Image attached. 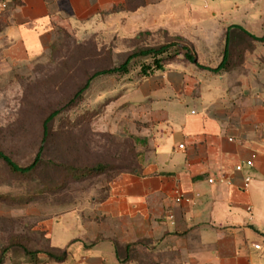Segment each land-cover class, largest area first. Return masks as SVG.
Returning <instances> with one entry per match:
<instances>
[{
    "label": "crops",
    "instance_id": "1",
    "mask_svg": "<svg viewBox=\"0 0 264 264\" xmlns=\"http://www.w3.org/2000/svg\"><path fill=\"white\" fill-rule=\"evenodd\" d=\"M122 11L142 26L197 29L220 61L180 55L132 77L116 104L139 143L138 168L118 174L99 202L27 222L19 235L32 250H68L64 263L45 264H264V44L243 47L232 71L209 70L231 27L264 36V0H0V68L42 57L59 29ZM8 242L0 238V253ZM5 264L33 263L16 250Z\"/></svg>",
    "mask_w": 264,
    "mask_h": 264
},
{
    "label": "rangeland",
    "instance_id": "2",
    "mask_svg": "<svg viewBox=\"0 0 264 264\" xmlns=\"http://www.w3.org/2000/svg\"><path fill=\"white\" fill-rule=\"evenodd\" d=\"M141 23L133 13L122 11L72 31L59 29L56 43L42 57L16 68H0V150L26 167L43 149L41 163L30 175L13 173L0 161V196L6 198L0 201V238L19 235L27 222L32 225L99 202L118 174L138 168L139 143L118 114L116 101L148 58L132 62V76L95 80L76 108H65L96 69L117 68L138 51L170 43L187 45L196 57L214 65L220 61L221 50L212 51L211 39L198 35L197 29L165 28L153 20ZM145 33L144 39L139 37ZM223 43L220 39L218 46ZM55 110L63 111L43 141L44 120ZM96 163L110 168L101 175L80 174ZM24 215L29 217L21 218Z\"/></svg>",
    "mask_w": 264,
    "mask_h": 264
},
{
    "label": "trees",
    "instance_id": "3",
    "mask_svg": "<svg viewBox=\"0 0 264 264\" xmlns=\"http://www.w3.org/2000/svg\"><path fill=\"white\" fill-rule=\"evenodd\" d=\"M7 18L8 16L6 13L0 14V33L7 25ZM147 35H148L147 33L139 34V37L144 39ZM177 40L178 42H182V38L180 37ZM249 41L252 43L251 46H249ZM225 43L226 46L223 52L222 63L217 69H209L214 73L229 72L232 71L237 66H239V64L243 62V58H244L243 56L245 53L244 51L245 48L243 47H247L249 50H253L255 43L264 44V36L262 38H257L249 34L242 27L236 26V27H231L225 33ZM186 46L184 45L182 47V45L178 43H170L159 49L141 50L130 55L125 61V63H123L121 66L117 68L96 69L93 74L89 75L86 78L85 83L79 86L74 97L69 101V103L66 105L65 108H69V109L76 108L83 101V95L91 88V85L95 80L106 76L130 75L132 73L130 65L136 59L142 57L148 58L146 61H144L139 65V68H136L138 69V72L135 75L137 77H144L149 75L154 70L160 69L166 62L180 55H184L185 59L195 62L196 56L192 54V52H190V50H188ZM131 80L132 78L130 79V81ZM62 111L63 110H55L49 113V115L44 120L43 141L50 136L52 131L50 126L54 124L56 118L62 114ZM42 153H43V149L41 148L34 162L29 166L22 167L16 164L8 155H6L2 150H0V161H2L5 164V166L9 169V171L13 173H17L21 175H30L34 171H36L38 166L40 165ZM109 168L110 165L108 164L96 163L89 168H86L84 170L82 169L80 171V174L82 176L101 175V174H105L109 170ZM4 200H6V198L0 196V201H4ZM16 250H21L25 254V256L29 258L30 262H32L33 264H45L47 263V261L48 262L52 261L55 263H64L67 260L69 254L67 249L62 251V250L52 249L50 247H45L41 250H32L31 240L28 237L16 235V236H11L9 238L8 244L1 249L0 264H5L11 252L12 251L14 252ZM40 254L45 255L47 258L45 260L40 259L39 258Z\"/></svg>",
    "mask_w": 264,
    "mask_h": 264
},
{
    "label": "built area",
    "instance_id": "4",
    "mask_svg": "<svg viewBox=\"0 0 264 264\" xmlns=\"http://www.w3.org/2000/svg\"><path fill=\"white\" fill-rule=\"evenodd\" d=\"M4 7H5V6H4ZM180 148L183 149V146H180ZM246 166L249 167V168H251V167L253 166V163H252V162H247V163H246ZM243 169H244V165H238V166L235 168L236 172H242ZM252 180H253L252 177H247V178L245 179V181H246V188L248 187L249 183H250ZM209 182H210V183H214V180H210ZM178 201H180V199H178Z\"/></svg>",
    "mask_w": 264,
    "mask_h": 264
}]
</instances>
